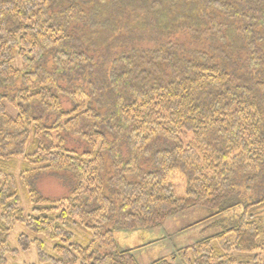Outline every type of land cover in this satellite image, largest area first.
Returning <instances> with one entry per match:
<instances>
[{
  "label": "trees",
  "instance_id": "trees-1",
  "mask_svg": "<svg viewBox=\"0 0 264 264\" xmlns=\"http://www.w3.org/2000/svg\"><path fill=\"white\" fill-rule=\"evenodd\" d=\"M195 207L243 211L182 264H264V0H0V264L18 224L40 264H139L114 233Z\"/></svg>",
  "mask_w": 264,
  "mask_h": 264
},
{
  "label": "rangeland",
  "instance_id": "rangeland-1",
  "mask_svg": "<svg viewBox=\"0 0 264 264\" xmlns=\"http://www.w3.org/2000/svg\"><path fill=\"white\" fill-rule=\"evenodd\" d=\"M179 38H182V40L178 43H185V47L190 48V45H186L190 40L188 39L190 38L188 35L180 36ZM94 39L96 38L94 37ZM170 40L171 39H167L162 42L159 40L150 43L149 40L146 39L142 46L150 50L154 48L163 50ZM197 45V48L194 47L195 50H205V47H207L204 40H199ZM186 51L188 52V50ZM103 53L104 52H102V54ZM69 178L67 174H43L37 181V187L40 193L48 198H63L66 197L70 191L69 186H71L70 181L72 180ZM169 184L177 197L181 198L185 196L186 183L183 175L176 173L175 177L169 181ZM20 194V205H22L25 214L28 215L31 213L32 205H30L28 196L23 189L20 190ZM242 211V207L227 212H220L219 209L212 210L205 207H195L192 210L171 216L162 226H159V228L148 231H117L114 233V236H116L118 247H120L121 250L137 249V247L144 246L134 253L139 264H151L161 258H167L173 264H182L180 257H174L173 254H176L183 248L193 246L194 243L200 240L224 232L229 223L234 221ZM14 228L9 238V250H17L20 251V253H9L7 256L8 262L10 264H40L37 261L38 256L35 249L21 251L19 239L23 234H28L26 228L23 224H18ZM229 238L233 240L234 236L230 235ZM49 248L50 246L47 247V250L50 252Z\"/></svg>",
  "mask_w": 264,
  "mask_h": 264
}]
</instances>
